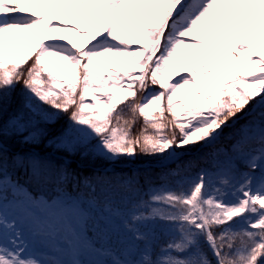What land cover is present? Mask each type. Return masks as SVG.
<instances>
[{"label":"snow or ice","instance_id":"1","mask_svg":"<svg viewBox=\"0 0 264 264\" xmlns=\"http://www.w3.org/2000/svg\"><path fill=\"white\" fill-rule=\"evenodd\" d=\"M0 264H264V0H0Z\"/></svg>","mask_w":264,"mask_h":264},{"label":"rangeland","instance_id":"2","mask_svg":"<svg viewBox=\"0 0 264 264\" xmlns=\"http://www.w3.org/2000/svg\"><path fill=\"white\" fill-rule=\"evenodd\" d=\"M41 11H43V9H41ZM70 18L71 17L68 18L69 21H70V23L75 24L76 23L75 19L74 18L70 19ZM54 23H56V22L54 21ZM85 30L91 31V29H88L87 26H85ZM54 35H65L67 39H72L73 41L79 43L81 46H83L88 41V37L87 36L77 37L76 34H75V32H69V33H54ZM46 42H48V41H46ZM133 46L135 47V45H133ZM29 63H30V61H29ZM116 66L117 65H115V64H105V63H102L100 65V67H103L105 69L111 68V67H116ZM64 74H65V76L69 75V73L67 71ZM144 160H146V158H139L137 160V162L135 163V165H132V166L133 167L148 166L146 163L143 162ZM122 167H124V166H122Z\"/></svg>","mask_w":264,"mask_h":264},{"label":"trees","instance_id":"3","mask_svg":"<svg viewBox=\"0 0 264 264\" xmlns=\"http://www.w3.org/2000/svg\"><path fill=\"white\" fill-rule=\"evenodd\" d=\"M19 87L20 86H17V89L19 90ZM64 122V123H63ZM67 124V117L66 116H64V117H62L61 118V120L58 122V126H64V125H66ZM137 127H139V125H137ZM139 167V166H138ZM142 167H147V166H140V168H142ZM86 171H89L90 169H85Z\"/></svg>","mask_w":264,"mask_h":264},{"label":"bare ground","instance_id":"4","mask_svg":"<svg viewBox=\"0 0 264 264\" xmlns=\"http://www.w3.org/2000/svg\"><path fill=\"white\" fill-rule=\"evenodd\" d=\"M70 19H72V18H70Z\"/></svg>","mask_w":264,"mask_h":264}]
</instances>
